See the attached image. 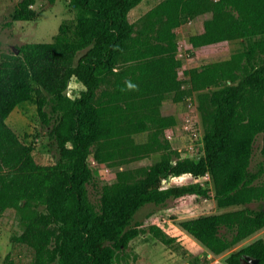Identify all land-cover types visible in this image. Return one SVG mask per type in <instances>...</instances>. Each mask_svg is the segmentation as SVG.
<instances>
[{"label": "trees", "instance_id": "trees-1", "mask_svg": "<svg viewBox=\"0 0 264 264\" xmlns=\"http://www.w3.org/2000/svg\"><path fill=\"white\" fill-rule=\"evenodd\" d=\"M53 1V0H51ZM142 0H70L76 11L63 20L51 42L26 43L0 53V218L16 209L23 232L13 239L35 252L34 264H129L130 243L142 232L165 246L177 241L158 224L141 229L135 220L146 205H183L206 191L163 184L168 177L210 175L221 214L179 223L181 229L219 255L264 228V170L253 172L254 141L262 137L264 156V40H254L231 60L185 72L189 89L199 95L204 154L178 158L166 137L175 116H162L167 96L182 101L188 91L175 29L203 18V32L191 34L192 47L264 36V0H163L136 22L128 14ZM34 0H20L9 14L10 26L31 21ZM209 15V17H206ZM131 82L136 87L128 89ZM31 103L48 128L55 163L40 165L33 147L22 143L6 119L20 104ZM149 132L146 143L133 135ZM159 154V161L117 171L115 181L94 183L88 157L121 167ZM244 257L264 264V240L233 251L226 264Z\"/></svg>", "mask_w": 264, "mask_h": 264}, {"label": "rangeland", "instance_id": "rangeland-1", "mask_svg": "<svg viewBox=\"0 0 264 264\" xmlns=\"http://www.w3.org/2000/svg\"><path fill=\"white\" fill-rule=\"evenodd\" d=\"M19 1L0 0V53L15 52L26 43L51 42L58 32L60 23L76 16V11L71 6L70 0H34V5L31 8L36 11V17L33 20L16 21L7 26L6 23L10 20L9 14ZM161 1L163 0H142L130 10L129 21L136 22ZM203 26V18H197L175 29L177 57L181 62L178 75L183 81L182 87L188 89L186 90L188 92L186 97L179 102L173 101L171 96H167L160 106L162 116H175L177 119L176 125L173 126V130L166 140L180 159L198 160L204 154V126L198 108L199 95L214 90V88L204 91L189 89L185 72L203 65L231 60L234 54L244 51L250 42L264 40L263 36L192 47L187 42L188 36L202 33ZM6 123L22 143L33 147V157L38 164L52 165L55 163V152L49 140L48 128L38 117L34 105L31 103L18 105L10 113ZM133 138L136 143H146L149 132L134 134ZM261 147L262 137L257 136L249 166L253 172L260 168L264 170V156L261 154ZM157 161H159L158 153L121 167H115L98 163L90 155L88 163L94 177V183L88 186L91 200L98 201L99 186L113 183L117 171L147 166ZM261 175L260 182H264V172ZM163 184L171 187H190L193 190L206 191L207 195L189 196L183 205L170 199L163 208L157 210L149 218L146 216L153 206H144L135 216L136 221L144 224L141 229L144 228L146 231L148 225L156 223L170 236H175L177 241L173 242V245L165 246L148 233L142 232L130 243L127 251L130 258L129 264H226V258L233 251L240 250L257 239L264 240L263 228L224 253L213 255L205 246L186 234L179 223L184 220L238 210L242 206L218 207L214 199L215 191L209 174L200 177L166 176L163 179ZM250 207L264 209V200L252 203ZM22 232L23 227L16 209L7 208L0 218V264H34V250L25 244L13 241Z\"/></svg>", "mask_w": 264, "mask_h": 264}, {"label": "water", "instance_id": "water-1", "mask_svg": "<svg viewBox=\"0 0 264 264\" xmlns=\"http://www.w3.org/2000/svg\"><path fill=\"white\" fill-rule=\"evenodd\" d=\"M18 50L15 51V54H18ZM258 260L257 259H251L249 257H244L243 264H257Z\"/></svg>", "mask_w": 264, "mask_h": 264}, {"label": "clouds", "instance_id": "clouds-1", "mask_svg": "<svg viewBox=\"0 0 264 264\" xmlns=\"http://www.w3.org/2000/svg\"><path fill=\"white\" fill-rule=\"evenodd\" d=\"M127 87H128V89H135L136 86L134 84H132L131 82H129L127 84Z\"/></svg>", "mask_w": 264, "mask_h": 264}]
</instances>
